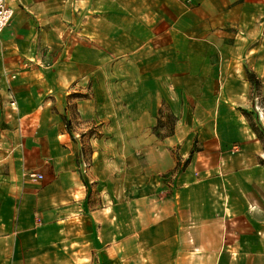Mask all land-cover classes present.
Wrapping results in <instances>:
<instances>
[{"label": "rangeland", "instance_id": "rangeland-1", "mask_svg": "<svg viewBox=\"0 0 264 264\" xmlns=\"http://www.w3.org/2000/svg\"><path fill=\"white\" fill-rule=\"evenodd\" d=\"M115 6L67 0L57 12L70 18L68 31L55 36L34 25L28 56L5 54L0 45V128L18 130L0 135L7 146L0 144V193L14 190L7 175L34 187L43 183L42 166L67 167L75 179L73 205L114 201L125 215L127 199L138 228L160 203L169 207L176 173L214 171L222 152L241 153L243 146L264 162V0H134L133 14L114 11L100 23V9ZM16 61L34 68L26 73ZM33 108L41 115L34 139L46 153V143H55V163L34 165L24 148L8 149L23 133L30 137L31 125L23 129ZM32 173L42 177L33 180ZM7 197L0 200L1 221L11 215ZM16 242L0 238V256L9 257ZM32 243L27 238L20 249ZM38 248L35 260L29 253L27 260L0 264H78L51 262L45 243ZM138 259L131 264H141ZM99 264L111 262L104 255Z\"/></svg>", "mask_w": 264, "mask_h": 264}, {"label": "crops", "instance_id": "crops-1", "mask_svg": "<svg viewBox=\"0 0 264 264\" xmlns=\"http://www.w3.org/2000/svg\"><path fill=\"white\" fill-rule=\"evenodd\" d=\"M66 1L9 0L14 14L0 34L4 53L32 55L34 25L55 36L59 30V35L64 29L68 31L70 18L57 12V6L66 4ZM129 2L134 0H96V4L127 5L122 10L117 6L104 11L101 8L98 21L103 23L110 17L112 20L114 11L126 16L133 14ZM36 5L46 6L48 11L34 12ZM12 65L23 68L26 73L34 68V65L28 68L17 61ZM25 83L29 84L28 81ZM0 95L1 100L4 97L2 91ZM28 95L34 100V90ZM2 108H5L4 104ZM37 113L34 108L28 111L29 123L23 125L24 131L26 124L31 125L30 137L23 133L24 140L8 149L24 148V158L34 160V165L48 160L55 163L52 158L55 143H46V153L40 151L42 145L34 139V119L37 125L41 122V115ZM5 131L18 132L11 126L6 130L0 128V135ZM0 144L3 149L7 147L5 141L1 140ZM243 147V151L237 154L222 152L214 171L204 169L193 173V170L184 169L176 173L173 194H169L172 198L169 207L160 203L138 228L134 205H130L127 199L123 205L125 215L118 211V203L114 201L104 207L88 208L83 203L73 205L70 186L75 179L70 168L50 171L49 166L43 164L45 166L40 169L43 183L34 184V187L23 184L15 176L7 178V175L6 179L14 182V190L9 195L1 190L0 200L4 204L9 196L12 210L8 221L0 220V238L10 237L17 242L9 257L3 252L0 261L27 260L26 254L29 253L35 255L29 257L35 260V251L45 243L51 262L62 260L87 264L92 261L99 264L105 255L111 264H131L136 257L141 264H264V162L257 160L256 151H250L249 146ZM201 161L207 163L206 158ZM190 164L193 166L196 162L192 159ZM26 213L28 216L25 217ZM27 238L33 241L27 249L29 252L23 247L20 249V242Z\"/></svg>", "mask_w": 264, "mask_h": 264}, {"label": "built area", "instance_id": "built-area-1", "mask_svg": "<svg viewBox=\"0 0 264 264\" xmlns=\"http://www.w3.org/2000/svg\"><path fill=\"white\" fill-rule=\"evenodd\" d=\"M13 8L9 4V0H0V31L6 26L12 16ZM42 177L39 173H32L31 178L38 180Z\"/></svg>", "mask_w": 264, "mask_h": 264}, {"label": "trees", "instance_id": "trees-1", "mask_svg": "<svg viewBox=\"0 0 264 264\" xmlns=\"http://www.w3.org/2000/svg\"><path fill=\"white\" fill-rule=\"evenodd\" d=\"M259 136V135H258Z\"/></svg>", "mask_w": 264, "mask_h": 264}]
</instances>
